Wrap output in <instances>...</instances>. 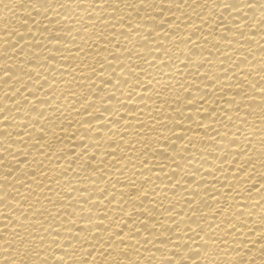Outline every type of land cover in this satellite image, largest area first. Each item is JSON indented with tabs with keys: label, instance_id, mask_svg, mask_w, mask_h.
<instances>
[{
	"label": "bare ground",
	"instance_id": "6f19581e",
	"mask_svg": "<svg viewBox=\"0 0 264 264\" xmlns=\"http://www.w3.org/2000/svg\"><path fill=\"white\" fill-rule=\"evenodd\" d=\"M0 264H264V0H0Z\"/></svg>",
	"mask_w": 264,
	"mask_h": 264
}]
</instances>
